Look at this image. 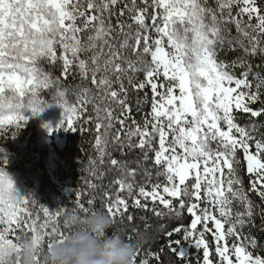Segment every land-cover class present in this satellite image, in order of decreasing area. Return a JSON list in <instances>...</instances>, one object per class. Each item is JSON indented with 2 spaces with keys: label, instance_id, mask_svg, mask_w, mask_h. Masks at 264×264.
Returning a JSON list of instances; mask_svg holds the SVG:
<instances>
[{
  "label": "snow or ice",
  "instance_id": "obj_1",
  "mask_svg": "<svg viewBox=\"0 0 264 264\" xmlns=\"http://www.w3.org/2000/svg\"><path fill=\"white\" fill-rule=\"evenodd\" d=\"M231 51L243 54L230 62L219 58ZM258 55L264 56V9L258 0H0V133L15 138L26 113L39 115L51 106L62 110L55 130L84 132L85 125L94 124L97 155L90 172L102 179L106 162L121 172L113 182L115 197L105 193L113 223L129 208L120 193L136 191V208H148L142 198L167 210L153 209L157 217L191 215L189 227L165 233L166 247L182 262L192 264L191 256L181 239L171 237L183 231V241L202 250V264H264V257L248 250L256 240L242 236L257 207L249 193L264 201V138L253 135L255 124L241 126L236 118V113L264 115V107H252L264 104V76L254 73L247 59ZM69 78L79 83L66 86ZM147 90L151 110L141 124L132 115V101L139 112L149 103ZM44 93H51V100ZM44 127L49 134L54 130ZM125 149H139L144 161L153 153L157 177L165 182L136 190L128 179L136 170L112 157ZM238 153L246 162L247 189ZM6 164L7 156L0 157V165ZM82 196L76 194V207L84 217L94 214V199L86 207ZM30 202L0 168V264L12 258V250L19 251L9 238L16 241L18 230L27 229L40 250L50 246L48 237L65 235L60 209L42 207L43 219L33 218ZM260 214L264 218V207ZM162 252L152 253L157 264H163Z\"/></svg>",
  "mask_w": 264,
  "mask_h": 264
},
{
  "label": "trees",
  "instance_id": "obj_2",
  "mask_svg": "<svg viewBox=\"0 0 264 264\" xmlns=\"http://www.w3.org/2000/svg\"><path fill=\"white\" fill-rule=\"evenodd\" d=\"M259 5L264 9V0H258ZM243 53L240 51L231 52H221L219 58L225 61H232ZM249 63L253 66V72L260 73L264 76V56H255L247 58ZM47 68V66L45 65ZM235 74L239 76L242 69L237 68L234 70ZM55 75H59V70H56ZM143 77L141 76V79ZM249 79H252L250 76ZM79 83L78 80L73 81L71 78L66 82V86ZM255 84V81H253ZM255 90V89H253ZM148 91L149 103L142 104L141 109L138 112L135 107L134 100L133 103V117L139 123L143 124V119L145 113L150 112V97L151 92ZM262 96L261 99L264 100V88L261 89ZM45 98L51 100V93H44ZM133 97L135 93H130ZM143 93H141V96ZM68 99L70 101L74 100L71 92L69 93ZM254 109L264 107V104L257 102L252 105ZM237 122L241 126H250L252 124L256 125V130L253 135L256 139L264 138V115L260 117H251L250 114L236 113ZM130 123V121H129ZM119 127V125H117ZM11 135V134H10ZM94 124L85 125L84 132H73L67 131L66 133V144L63 148H60L55 143H51V148L56 154L58 159L63 162L60 167L59 179L66 182L72 189V193L65 194L62 189L58 186L56 181L53 180L49 173L47 166V156H48V145H41L39 149L31 152L29 146H23L22 142L17 144V151L19 152V157L14 159L10 164L0 165L5 172L16 173L21 177L22 189L21 195H24L30 202L27 207L31 210L33 218L37 214L43 219L42 207H48L51 212L55 213L58 209L62 211L60 219V226L63 228L64 221L69 214H76L83 218L84 214L79 211L76 207V194L82 193L81 202L87 205V200L92 198L95 203L94 206L90 208V212L94 209L95 211H102L105 214L106 208L105 204L109 203L105 197L107 193L111 197H115L118 186L113 182L114 180L121 178V172L109 165L107 162L101 166L100 170L103 172V177L97 178L90 172V161L96 158V151L94 149ZM7 140V138H6ZM12 138L5 143L0 142V147L4 150L9 146ZM254 148V145H253ZM3 152L0 153V157H3ZM153 153H149V160H143V154L139 149H125L123 155L119 150L112 152V157L121 161L127 162V166L130 169L136 170L135 178L128 177L129 181L134 183L136 190L141 185H147L151 188L152 184L165 182L164 177H157V168L153 165L151 157ZM238 159L240 160V165L238 171L240 176L244 180V186L247 189L249 187V176L246 173V162L243 161L242 153H238ZM90 184H95L97 187L91 188ZM120 195L128 201L129 208L128 212L124 215L123 220L118 217L113 223L112 227L108 230V234L112 235L116 233L121 239L132 244L135 249L139 250L137 264H139L140 259H148L149 264H157V260L152 256V253H161V260L163 264H186L182 262L176 256H174L169 249L166 247L168 243V237L165 235L166 232L171 231L177 226H183L185 228L190 226L192 217L186 211H184L180 218L174 216L165 215L163 217H157L155 211L167 212L163 209V206L158 202L153 205L151 201H144L142 198V203H147V209L136 208L133 205V197L136 196V191L132 193L131 196L127 191L121 192ZM250 198L257 205L254 210L253 219L251 224H246L242 229V236H247L249 238H254L257 242L256 247L253 248L248 245V250L252 251L254 255H260L264 257V218L261 217V207H264V201H261L255 193H249ZM203 207V205H201ZM155 209V211L153 210ZM234 210L243 211L239 206L234 205ZM131 215L133 219L129 221L127 216ZM211 226V225H210ZM198 229L201 226L198 225ZM66 230V229H65ZM202 230V229H201ZM29 232V231H28ZM29 235L31 233L29 232ZM183 231L179 234H173L172 240L181 239L183 246L187 249V252L191 256L192 264H197V255H199L202 264V250L195 249L194 245L189 246L190 242H185L182 239ZM206 238L209 241L210 249L212 251V259L214 262L217 261L215 256V244L211 234H207ZM229 243H232L230 239ZM247 243V242H245Z\"/></svg>",
  "mask_w": 264,
  "mask_h": 264
},
{
  "label": "clouds",
  "instance_id": "obj_3",
  "mask_svg": "<svg viewBox=\"0 0 264 264\" xmlns=\"http://www.w3.org/2000/svg\"><path fill=\"white\" fill-rule=\"evenodd\" d=\"M63 237L52 235L43 250L38 249L31 235L21 232L16 240L19 251L12 250L6 264H133L135 247L120 237H107L104 233L112 227L110 216L95 211L86 217L69 214Z\"/></svg>",
  "mask_w": 264,
  "mask_h": 264
},
{
  "label": "rangeland",
  "instance_id": "obj_4",
  "mask_svg": "<svg viewBox=\"0 0 264 264\" xmlns=\"http://www.w3.org/2000/svg\"><path fill=\"white\" fill-rule=\"evenodd\" d=\"M61 108L57 106H51L44 109L39 115H31V113H26L28 119L22 121V127L18 130L15 138L11 137V132L8 133H0V140L3 141L6 145V141L11 140L9 142V146L4 150L3 156H7V164H10L14 159L19 157V152L17 151V144L22 142L23 146H29V149L32 150L31 152L39 149L41 145H48V156H47V166L49 169V173L52 176L53 180L56 181L58 186L62 189L63 193L70 194L72 193V189L66 182H63L59 179V171L60 167L63 165V162L58 159L56 154L53 152L51 148V143L57 144L58 147L63 148L66 144V133L63 128L59 130H55L57 124L61 120ZM45 124L50 125L54 130L49 134L48 130L44 127ZM7 138V140H6ZM0 141V142H1ZM254 150V148H253ZM10 177L14 188L17 190L18 193H21L22 189V180L16 173H9L6 172ZM29 235L27 229L22 231ZM21 231H17V235H19ZM15 241L14 236H10ZM187 250V249H186Z\"/></svg>",
  "mask_w": 264,
  "mask_h": 264
}]
</instances>
